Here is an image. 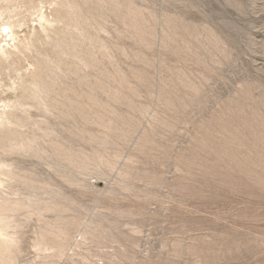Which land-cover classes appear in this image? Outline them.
Wrapping results in <instances>:
<instances>
[{
    "label": "rangeland",
    "instance_id": "obj_1",
    "mask_svg": "<svg viewBox=\"0 0 264 264\" xmlns=\"http://www.w3.org/2000/svg\"><path fill=\"white\" fill-rule=\"evenodd\" d=\"M0 264H264V0H0Z\"/></svg>",
    "mask_w": 264,
    "mask_h": 264
}]
</instances>
